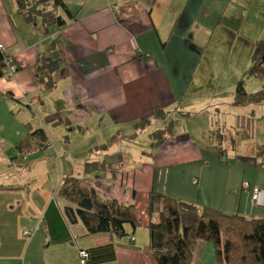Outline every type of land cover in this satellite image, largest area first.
Here are the masks:
<instances>
[{
  "label": "crops",
  "instance_id": "0c3cea01",
  "mask_svg": "<svg viewBox=\"0 0 264 264\" xmlns=\"http://www.w3.org/2000/svg\"><path fill=\"white\" fill-rule=\"evenodd\" d=\"M237 1L247 15L245 21L254 3L259 5L252 29L260 38L255 43L264 42V0ZM63 2L77 19L59 27L40 15L28 20L15 0H0V43L19 66L13 77L0 78V264H157L147 227L133 229L128 224L124 236L92 234L82 221L69 220L65 213L69 202L58 195V188L66 174L85 175L87 163L105 164L96 170L97 177L111 180V189L92 183L102 197L136 207L144 223L149 218L151 191L226 214L264 216V198L260 203L252 200L255 187L264 190V151L232 150L235 171L233 164L223 162L213 169L208 162L182 168L174 162L180 148H170L173 143H168L178 131L157 145L159 154L166 151L171 156L164 161L147 156L145 148L134 142L138 131L158 130L161 119L185 111L189 112L183 116H207V96L194 94L207 86V67L201 61L218 26L228 22L226 32L219 36L228 39L230 23L239 22L236 2ZM245 36L252 37L247 32ZM241 46L233 41L220 48L236 51L237 58H248ZM255 52L244 74L260 59L259 55L254 60ZM50 56L60 58L59 67L39 71L43 58ZM232 93L224 112L232 118L224 116L221 127L209 123V141L213 143V131L219 127L222 136L235 139L229 142L232 148L237 139L241 148L245 138L238 130L244 117L252 115L256 125L263 121L264 103L234 105L235 88ZM32 98L38 103L30 106ZM156 109L164 116L153 117ZM49 114H57L60 122L47 121ZM144 119L151 123L142 131L138 124ZM41 127L49 145L20 154L16 144L29 128ZM200 131L207 133V124ZM53 136L68 146L69 173L63 160L46 154L54 146ZM72 145L80 154L73 156ZM246 170L252 174L246 175ZM82 250L90 254L85 260ZM192 264H221L215 245L198 240Z\"/></svg>",
  "mask_w": 264,
  "mask_h": 264
},
{
  "label": "trees",
  "instance_id": "16d2710c",
  "mask_svg": "<svg viewBox=\"0 0 264 264\" xmlns=\"http://www.w3.org/2000/svg\"><path fill=\"white\" fill-rule=\"evenodd\" d=\"M15 1L28 20L40 15L46 23L52 22L59 27H65L77 19L63 0ZM256 44L254 60L257 61L256 57L259 55L261 60L253 63L237 81L234 105L264 103V84L261 89L249 92L244 80L245 76L251 75L264 79V42L259 41ZM6 54L8 53L5 50L0 49V78L5 75ZM59 62L58 56L44 57L39 71L43 68L54 71L59 67ZM163 116L164 113L158 109L153 113V117ZM46 120L52 123L60 122L57 114H49ZM150 123V119H144L138 125L139 128L142 125L144 128ZM155 133L154 145L157 146L163 144L174 130L170 125L168 128L156 130ZM225 136L228 138V134ZM225 136L220 134L219 127L213 131V137L217 139L221 149ZM229 137L233 142L235 141L231 135ZM245 137L241 136V138ZM48 145L49 137L44 128H29L26 136L16 144V149L20 154H26L33 150L44 149ZM104 165V163H87L85 175L63 176L58 195L69 202L65 207V213L71 222L82 221L92 234L105 232L117 236L127 234L128 224L133 229L145 226L149 230L150 247L157 264H192L193 252L198 240L211 241L215 245L221 264H264V216L226 214L214 207L198 206L151 191L148 205L149 218L148 222L144 223L136 207L123 204L117 199L102 197L92 184L87 174ZM85 251L90 256L89 252Z\"/></svg>",
  "mask_w": 264,
  "mask_h": 264
},
{
  "label": "rangeland",
  "instance_id": "374dc122",
  "mask_svg": "<svg viewBox=\"0 0 264 264\" xmlns=\"http://www.w3.org/2000/svg\"><path fill=\"white\" fill-rule=\"evenodd\" d=\"M229 1L236 2L234 4L237 5L235 7V19L239 20V22L230 23L232 24V28H229V31L231 33H229V35L227 34L229 36L228 39H219L223 35V32H226L225 26L226 24H228V22L223 23L225 24L224 26L222 24L218 26L215 38L210 42V45L207 48V56H205L201 61V65L207 67L206 89L204 91H194L195 95L197 93H203V95L207 96V106L204 107L207 108V116L204 115L201 118H198L197 116L192 114L183 116L185 113L189 112L185 111L183 115L180 114L174 115L169 118H164L161 119L158 123L159 126H161L158 129H165L170 127L171 125L175 134L177 131L179 132V134H176L175 137H173L170 141H168L170 137L166 139L168 143H173L169 146L170 148H180V151L176 154V157H174V162H176L178 167L185 168L188 166H199L200 163L208 162L212 164L213 169L219 164V162H223L229 165L233 164L232 168L235 171L234 164H236V161L233 160L232 157H235L236 155L231 154L232 150H236V153L241 150H253L254 152H257V154L263 153L264 151V119L263 121H260V123L258 122V124L256 125V120L251 117L252 115H246L244 117L243 122L240 125L241 129L238 130V135L246 136L245 139H243L244 141L242 142L243 145L241 148L239 147L241 141H239V143L238 139L235 142V148H232L229 144V142L232 141L229 136H227L228 138H226L225 136V139H223L222 142L225 143L222 145V149L220 146H218V141L216 139L211 140L213 141V143H210L209 141L208 125L209 123H211V125L213 126L216 125L221 127L224 116H228L224 113H227L228 104L230 103V100H228L227 97H230L233 94L232 92H234L237 81L244 74L243 71L247 69L249 65L248 62L250 63L253 58L254 52L257 48V46L253 48L254 43L256 40L260 39L257 38V31L253 30L254 28L252 29V24H255L256 21L255 18H253L255 16L254 10L259 5L256 6V4L254 3L255 6H252V8L249 9L251 11L248 14L249 20L245 21L247 15H244V13L239 10L240 7H238V1ZM245 6L248 5L245 4ZM47 8L49 9L50 7ZM230 12L231 11H229L227 14H229ZM256 17H258V15H256ZM242 19H244V23L241 22ZM239 24H241L240 29H238ZM245 32H247V34H251L252 37L245 36ZM239 34H241L242 36H237ZM239 37L248 39L253 43H251L250 45L243 44L241 40L242 38L240 39ZM233 41L242 45V54L244 55L245 53H247L246 56L248 58H237L235 57L236 51H230L229 49L220 48V46L222 45L229 46ZM260 60L261 59H259V62ZM244 80L245 87L249 92H255L261 89L264 84V79L256 75L245 76ZM201 95L197 94L196 97H201ZM227 118L231 119L232 117L228 116ZM206 124L207 133L200 131V127ZM141 130H144L143 125L141 126ZM155 132L156 131H150L148 132V134H141V132L138 131L135 135L134 142L136 143V145L140 144L145 148L143 149L145 150V152H147V156H150L152 158H154L155 156V158L159 159V161L170 159L171 156L169 155V153L163 151L159 154V152L157 151V148L159 146L154 147V142L156 141ZM51 139L54 146L52 145V148L49 151H46V154H51L54 160H56L55 157H57L58 160H63L67 165L65 171L69 173L72 168L70 167L71 165L67 162V160L70 161L68 158V151H66V148L68 146L64 145V139L62 138L53 136ZM75 149V145L69 147V151L71 150L73 156H75L76 154H80L77 153ZM262 157L264 156L262 155ZM83 164L85 165V163ZM96 172L97 173L92 172V174L89 175L91 177V182L95 186H102V188H105L109 191L112 186V181L109 179V182L105 178V180H99L97 177V174H99V172ZM251 174V171L246 170V175Z\"/></svg>",
  "mask_w": 264,
  "mask_h": 264
},
{
  "label": "built area",
  "instance_id": "2783aa9c",
  "mask_svg": "<svg viewBox=\"0 0 264 264\" xmlns=\"http://www.w3.org/2000/svg\"><path fill=\"white\" fill-rule=\"evenodd\" d=\"M0 49L5 50V46L0 43ZM19 66L15 58L10 55L6 54L5 58V68H4V76L7 78H11L14 76V74L17 72ZM38 103L37 98H32L29 100V105L33 106L34 104ZM264 198V190L255 187L252 200L255 203H260ZM80 256L83 260H85L88 257V253L85 250L80 251Z\"/></svg>",
  "mask_w": 264,
  "mask_h": 264
},
{
  "label": "water",
  "instance_id": "95a60500",
  "mask_svg": "<svg viewBox=\"0 0 264 264\" xmlns=\"http://www.w3.org/2000/svg\"><path fill=\"white\" fill-rule=\"evenodd\" d=\"M263 59H264V57H263Z\"/></svg>",
  "mask_w": 264,
  "mask_h": 264
}]
</instances>
